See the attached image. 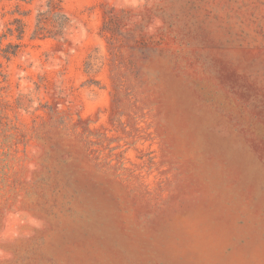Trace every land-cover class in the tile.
<instances>
[{
    "label": "rangeland",
    "instance_id": "374dc122",
    "mask_svg": "<svg viewBox=\"0 0 264 264\" xmlns=\"http://www.w3.org/2000/svg\"><path fill=\"white\" fill-rule=\"evenodd\" d=\"M0 0V264H264V0Z\"/></svg>",
    "mask_w": 264,
    "mask_h": 264
},
{
    "label": "trees",
    "instance_id": "16d2710c",
    "mask_svg": "<svg viewBox=\"0 0 264 264\" xmlns=\"http://www.w3.org/2000/svg\"><path fill=\"white\" fill-rule=\"evenodd\" d=\"M62 0H47L43 11H39L33 31L34 38L60 37L68 18L61 11Z\"/></svg>",
    "mask_w": 264,
    "mask_h": 264
}]
</instances>
